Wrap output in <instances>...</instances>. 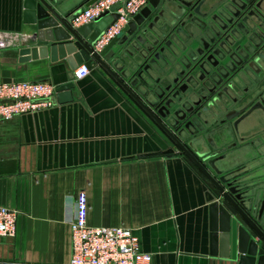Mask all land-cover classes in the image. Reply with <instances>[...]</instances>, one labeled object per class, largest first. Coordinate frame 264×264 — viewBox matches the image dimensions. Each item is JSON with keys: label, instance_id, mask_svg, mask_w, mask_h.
I'll list each match as a JSON object with an SVG mask.
<instances>
[{"label": "crops", "instance_id": "1", "mask_svg": "<svg viewBox=\"0 0 264 264\" xmlns=\"http://www.w3.org/2000/svg\"><path fill=\"white\" fill-rule=\"evenodd\" d=\"M59 1L62 13L85 2ZM33 30L22 0H0V81L71 87L50 106L0 119V205L18 211L14 235L0 236V264H67L79 191L87 194V223L129 228L150 264H235L210 249L206 178L182 154L142 157L169 147L144 111L94 61L74 80L60 49L55 59L33 55ZM255 163L240 178L258 207L264 157Z\"/></svg>", "mask_w": 264, "mask_h": 264}, {"label": "flooded vegetation", "instance_id": "2", "mask_svg": "<svg viewBox=\"0 0 264 264\" xmlns=\"http://www.w3.org/2000/svg\"><path fill=\"white\" fill-rule=\"evenodd\" d=\"M142 11L138 34L156 18V36L129 71L164 130L147 119L215 178L252 171L264 157V0H146Z\"/></svg>", "mask_w": 264, "mask_h": 264}, {"label": "water", "instance_id": "3", "mask_svg": "<svg viewBox=\"0 0 264 264\" xmlns=\"http://www.w3.org/2000/svg\"><path fill=\"white\" fill-rule=\"evenodd\" d=\"M91 1L93 0H88L86 4ZM59 4V0H22L23 22L34 27L31 38L39 46L30 49L33 55L50 52L51 59H55L54 52L60 49L59 56L65 57L72 69L81 63L94 61L96 67L110 77L130 100L164 130V125L146 111V106L140 99L142 88L146 86L145 79L139 71H129L134 63L139 66L147 38L150 41L156 36L157 19L154 18L153 23L148 25L147 38H144L138 31L148 14L141 10L124 26L119 35L101 51L95 52L92 42L106 27L109 19L114 20L117 15L104 12L91 23L73 27L69 18L71 12L62 13L58 8ZM70 87L71 84L59 85L56 91L61 92ZM173 153L172 148H167L141 156ZM186 157L213 188H210L211 201L208 205L210 249H219V257L224 261L235 264H264V201L258 207L254 205L241 178H215L206 173L202 161H197L188 154Z\"/></svg>", "mask_w": 264, "mask_h": 264}, {"label": "built area", "instance_id": "4", "mask_svg": "<svg viewBox=\"0 0 264 264\" xmlns=\"http://www.w3.org/2000/svg\"><path fill=\"white\" fill-rule=\"evenodd\" d=\"M75 8L70 23L78 27L93 22L104 12L117 15L92 42L95 52L101 51L124 26L146 5V0H93ZM5 41L0 38V48ZM90 68L86 63L72 70L74 80L86 77ZM57 86L49 80L0 81V119L35 112L51 105ZM88 199L85 191L74 197V214L69 220L71 253L67 264H150L151 255L142 252L137 237L129 228L121 226H93L87 223ZM18 211L0 205V236H13ZM12 264H21L14 262ZM27 264V263H25Z\"/></svg>", "mask_w": 264, "mask_h": 264}, {"label": "rangeland", "instance_id": "5", "mask_svg": "<svg viewBox=\"0 0 264 264\" xmlns=\"http://www.w3.org/2000/svg\"><path fill=\"white\" fill-rule=\"evenodd\" d=\"M107 19H108V17H107Z\"/></svg>", "mask_w": 264, "mask_h": 264}]
</instances>
